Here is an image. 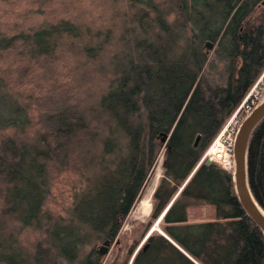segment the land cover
I'll list each match as a JSON object with an SVG mask.
<instances>
[{"label": "trees", "instance_id": "1", "mask_svg": "<svg viewBox=\"0 0 264 264\" xmlns=\"http://www.w3.org/2000/svg\"><path fill=\"white\" fill-rule=\"evenodd\" d=\"M261 1L128 0L135 22L122 25L121 37L132 43L131 60L113 68L114 76L93 114L87 118L76 110L57 109L43 117L45 131L0 140V261L102 264L104 254L96 243L111 242L118 234L159 153L164 132L163 174L152 193L145 230L165 209L158 221L161 232L153 229L147 235L130 264H264L263 230L237 197L232 171L215 162L197 165L264 68V10L251 17ZM70 29L60 20L31 32L0 30V53L19 46V53L31 58L49 55ZM92 35L106 39L109 32ZM218 36L231 43L222 68L213 76L204 42ZM99 49L96 46L90 56ZM0 96L11 105L10 122L23 133L28 118L8 97L1 76ZM93 145L101 149L99 157L90 154L97 159L93 163L109 175L96 188L89 187L87 176V184L74 192L68 215L48 214L42 222L51 168L71 167L84 174ZM246 171L251 194L264 210V113L247 137ZM4 216L21 226L44 228L46 237L33 251L10 246ZM135 246L128 247L129 254ZM127 263L115 255L109 264Z\"/></svg>", "mask_w": 264, "mask_h": 264}, {"label": "rangeland", "instance_id": "2", "mask_svg": "<svg viewBox=\"0 0 264 264\" xmlns=\"http://www.w3.org/2000/svg\"><path fill=\"white\" fill-rule=\"evenodd\" d=\"M262 10L264 0L252 12V19ZM171 18L172 15H169L168 19ZM60 20H65L71 29L62 33L53 53L31 58L20 54L19 46L0 53V76L5 84V91L10 99L22 106L28 118L24 132L20 133L10 122V103L0 96V140L5 136L33 137L45 131L43 117L57 109H63L66 113L76 110L85 117H90L100 95L108 89L107 85L114 76L113 68L116 64L118 67L120 63L125 64L131 60L128 50L132 43L122 39L121 34L123 24L132 25L135 22L128 0H0V30L7 34L31 32L37 27H45ZM107 30L109 35L106 39L103 35H92V32ZM219 38L220 36L206 39L212 42L210 48H205L209 63L212 64L208 68L213 76H217V71L222 68L223 56L231 43L227 37ZM96 46L101 49L96 56H90ZM99 129L103 131L102 128ZM159 141V153L149 168L137 198L122 218L118 234L103 253L102 264H109L115 255L119 260L128 259L129 264L132 254L128 253V247L136 244V249L144 240L152 210V193L163 174L165 140L160 136ZM89 148L88 156H101L99 145ZM124 149V145L120 146L118 153L123 155ZM89 160L84 174L71 167L60 171L51 168L50 189L42 205V222L46 221L48 214L68 215L73 205L74 192L87 184V176L90 177L89 187L96 188L101 185V179L109 175L107 169L93 163L97 161L96 158L90 156ZM95 192L96 190L93 193ZM146 197H149V205L147 209H143L141 202ZM205 210V207L201 209L203 213ZM190 218L194 219L193 215ZM3 219L6 226L5 241L10 246L33 251L36 242H43L46 237L44 228L21 226L19 221L7 216ZM159 227L157 223L155 229L159 231ZM100 244L101 242H97L96 246ZM88 248L86 246V250ZM0 264L10 263L0 261ZM63 264L68 262L63 260Z\"/></svg>", "mask_w": 264, "mask_h": 264}, {"label": "water", "instance_id": "3", "mask_svg": "<svg viewBox=\"0 0 264 264\" xmlns=\"http://www.w3.org/2000/svg\"><path fill=\"white\" fill-rule=\"evenodd\" d=\"M205 47L210 48L212 46V42L210 40H205L204 42ZM264 113V98L263 100L253 108V110L250 112L246 118L242 121L239 130L235 137L234 142V160H235V167L232 172V179L234 183V188L237 194V197L239 198L241 204L243 205L246 212L256 221V223L261 227L264 233V210L260 209L255 201L251 197V191L249 189V185L247 182V171H246V141L248 134L255 124V122L260 118V116ZM161 136L164 138L167 137L166 133H161ZM200 134L198 133L195 136V139L193 141V145H196L199 140ZM206 164L212 163V161L208 158H206L204 161ZM165 211V209H164ZM163 211V212H164ZM163 212L160 214V216L156 219L155 223L148 229V231L145 233L144 240L147 237V235L156 228L158 221L160 220ZM160 231V230H159ZM161 232V231H160ZM143 240V241H144ZM142 241V242H143ZM141 242V243H142ZM139 244V246L141 245ZM110 244V241L108 239L103 240L102 243L98 246V249L105 253L107 250L108 245ZM138 246V247H139ZM138 247L134 250L132 253V256L130 258V262L137 251Z\"/></svg>", "mask_w": 264, "mask_h": 264}, {"label": "built area", "instance_id": "4", "mask_svg": "<svg viewBox=\"0 0 264 264\" xmlns=\"http://www.w3.org/2000/svg\"><path fill=\"white\" fill-rule=\"evenodd\" d=\"M264 98V68L254 80L250 88L245 93L242 100L225 119L216 135L202 152L197 165L206 158L215 162L220 167L232 171L235 167L234 142L239 127Z\"/></svg>", "mask_w": 264, "mask_h": 264}, {"label": "bare ground", "instance_id": "5", "mask_svg": "<svg viewBox=\"0 0 264 264\" xmlns=\"http://www.w3.org/2000/svg\"><path fill=\"white\" fill-rule=\"evenodd\" d=\"M251 197H252V199L255 201V203L257 204V206L262 210V208L260 207V205L257 203V201L255 200V198L252 196V194H251ZM149 198V197H148ZM148 198L146 197L145 199H143L142 200V202H141V207L143 208V209H147L148 208V205H147V200H148ZM141 209V208H140Z\"/></svg>", "mask_w": 264, "mask_h": 264}]
</instances>
